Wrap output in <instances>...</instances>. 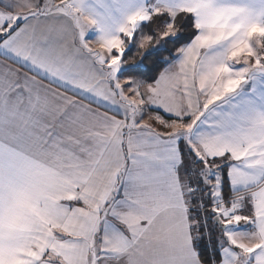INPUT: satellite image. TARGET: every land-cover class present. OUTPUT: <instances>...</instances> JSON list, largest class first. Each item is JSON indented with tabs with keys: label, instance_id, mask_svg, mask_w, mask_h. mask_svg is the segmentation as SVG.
Returning a JSON list of instances; mask_svg holds the SVG:
<instances>
[{
	"label": "snow or ice",
	"instance_id": "snow-or-ice-1",
	"mask_svg": "<svg viewBox=\"0 0 264 264\" xmlns=\"http://www.w3.org/2000/svg\"><path fill=\"white\" fill-rule=\"evenodd\" d=\"M0 264H264V0H0Z\"/></svg>",
	"mask_w": 264,
	"mask_h": 264
},
{
	"label": "crops",
	"instance_id": "crops-1",
	"mask_svg": "<svg viewBox=\"0 0 264 264\" xmlns=\"http://www.w3.org/2000/svg\"><path fill=\"white\" fill-rule=\"evenodd\" d=\"M143 31L144 32H148L149 31V28L148 27H145ZM132 52H133V48H132V51H130V52H128L126 54V58L131 59L134 56Z\"/></svg>",
	"mask_w": 264,
	"mask_h": 264
},
{
	"label": "rangeland",
	"instance_id": "rangeland-1",
	"mask_svg": "<svg viewBox=\"0 0 264 264\" xmlns=\"http://www.w3.org/2000/svg\"><path fill=\"white\" fill-rule=\"evenodd\" d=\"M148 32H144V33L147 34ZM132 53H133L134 56L136 55V48L135 47H133V52Z\"/></svg>",
	"mask_w": 264,
	"mask_h": 264
},
{
	"label": "trees",
	"instance_id": "trees-1",
	"mask_svg": "<svg viewBox=\"0 0 264 264\" xmlns=\"http://www.w3.org/2000/svg\"><path fill=\"white\" fill-rule=\"evenodd\" d=\"M185 34H187V30L185 31ZM169 47H172L171 45H169ZM165 55H167V53H165Z\"/></svg>",
	"mask_w": 264,
	"mask_h": 264
}]
</instances>
